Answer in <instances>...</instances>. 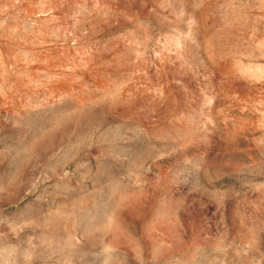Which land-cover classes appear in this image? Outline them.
Masks as SVG:
<instances>
[{
	"label": "rangeland",
	"instance_id": "374dc122",
	"mask_svg": "<svg viewBox=\"0 0 264 264\" xmlns=\"http://www.w3.org/2000/svg\"><path fill=\"white\" fill-rule=\"evenodd\" d=\"M0 264H264V0H0Z\"/></svg>",
	"mask_w": 264,
	"mask_h": 264
}]
</instances>
